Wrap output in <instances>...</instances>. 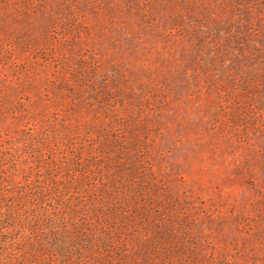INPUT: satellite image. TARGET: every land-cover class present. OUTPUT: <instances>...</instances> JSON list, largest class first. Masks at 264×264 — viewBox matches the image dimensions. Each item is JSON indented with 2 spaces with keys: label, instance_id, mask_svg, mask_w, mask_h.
Instances as JSON below:
<instances>
[{
  "label": "rangeland",
  "instance_id": "rangeland-1",
  "mask_svg": "<svg viewBox=\"0 0 264 264\" xmlns=\"http://www.w3.org/2000/svg\"><path fill=\"white\" fill-rule=\"evenodd\" d=\"M0 264H264V0H0Z\"/></svg>",
  "mask_w": 264,
  "mask_h": 264
}]
</instances>
